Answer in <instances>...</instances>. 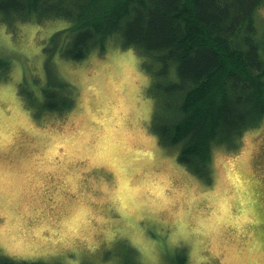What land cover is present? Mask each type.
<instances>
[{"label":"rangeland","instance_id":"obj_1","mask_svg":"<svg viewBox=\"0 0 264 264\" xmlns=\"http://www.w3.org/2000/svg\"><path fill=\"white\" fill-rule=\"evenodd\" d=\"M264 30V0L255 11ZM68 20L0 19V255L50 264H264V116L211 149L205 182L151 129L142 55L109 38L83 59L51 56L75 88L65 112L18 92L44 81L43 44ZM126 252V253H125ZM169 254V256H168Z\"/></svg>","mask_w":264,"mask_h":264},{"label":"trees","instance_id":"obj_2","mask_svg":"<svg viewBox=\"0 0 264 264\" xmlns=\"http://www.w3.org/2000/svg\"><path fill=\"white\" fill-rule=\"evenodd\" d=\"M263 0H0V19L68 24L43 44L44 81L38 95L21 80L18 92L41 109L65 112L75 88L54 70L51 56L83 59L115 37L142 55L156 99L151 129L177 160L209 182L211 149L237 146L242 133L264 116V30L255 21ZM0 58V73L8 68ZM126 253V252H125ZM169 256V254H168ZM168 264H186L185 248ZM0 264H50L0 255ZM90 264V263H83ZM119 264H141L130 249Z\"/></svg>","mask_w":264,"mask_h":264}]
</instances>
